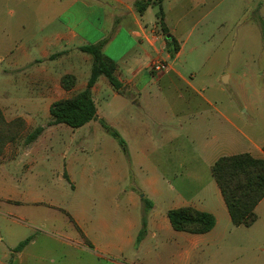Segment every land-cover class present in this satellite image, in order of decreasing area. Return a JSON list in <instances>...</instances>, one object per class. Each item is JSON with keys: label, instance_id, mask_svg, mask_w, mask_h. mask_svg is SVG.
Instances as JSON below:
<instances>
[{"label": "crops", "instance_id": "1", "mask_svg": "<svg viewBox=\"0 0 264 264\" xmlns=\"http://www.w3.org/2000/svg\"><path fill=\"white\" fill-rule=\"evenodd\" d=\"M135 1L0 0V110L6 121L21 118L26 132L0 153V264H190L196 251L212 254L214 264L251 254L264 264V198L256 220L236 226L219 189L216 205H190L180 181L196 187L221 156L264 158V131L253 123L240 129L214 105V68L201 69L210 56L180 60L186 48L209 45L197 28L220 0H163L164 28L156 6L138 13ZM253 14L262 30L264 0ZM109 34L102 51L116 63L123 91L100 75L91 87L97 118L61 139L70 133L64 123L47 124L50 106L86 88L93 60L79 47ZM155 59L168 66L160 75L148 69ZM66 74L75 78L69 89L61 83ZM99 119L124 138L127 153ZM37 126L43 131L26 143ZM73 129H84L82 139ZM100 130L108 135L89 143ZM88 143L92 156L80 157ZM164 194L174 196L164 210L147 198ZM183 206L213 214L215 225L200 234L174 230L167 212ZM143 219L146 233L136 244Z\"/></svg>", "mask_w": 264, "mask_h": 264}, {"label": "rangeland", "instance_id": "2", "mask_svg": "<svg viewBox=\"0 0 264 264\" xmlns=\"http://www.w3.org/2000/svg\"><path fill=\"white\" fill-rule=\"evenodd\" d=\"M255 1L220 0L214 8L207 12V18L197 28V31L199 29L202 32L209 45H202V48L194 52H189L186 48L180 57L181 61L196 62L206 55L210 56V61L216 59L215 65L210 64L209 61L206 66L201 68L202 70L214 68L212 84H210V88L214 92L213 103L221 109L222 113L228 115L232 113L231 117L239 128L245 131L248 130L250 123L254 124L253 129L264 131V35L253 18ZM0 65L4 67L6 62H1ZM3 77L6 75L0 74V79ZM200 78L198 74L197 79ZM204 85L206 86L207 83ZM65 126L70 134H61V139L71 138L72 129L68 125ZM83 132L84 129L75 130L74 138L79 140ZM23 133H26L24 129L20 135ZM106 135H108L106 132L100 130L96 134L88 135L87 139L90 143L96 139H103ZM89 143V147L85 148L86 152L79 154L80 157L92 156V146ZM202 173V179L195 183L196 187L190 185L187 188L188 180H180L184 182L185 196L189 199L190 205L193 203L200 206L216 205L219 200H222L218 188L212 179L210 170L206 169ZM58 196L59 199L62 198L61 200L65 201L63 194ZM77 198V195L73 196L74 201ZM147 198L156 203L159 210H164L172 205L174 196L164 194L154 198L147 196ZM262 208L263 205L258 209L260 215H262ZM131 254L132 251L127 250L126 256ZM257 256V254L245 255L232 263L227 258H221L219 263L258 264L261 261V256ZM190 264H214V257L208 252L196 251L191 255Z\"/></svg>", "mask_w": 264, "mask_h": 264}, {"label": "trees", "instance_id": "3", "mask_svg": "<svg viewBox=\"0 0 264 264\" xmlns=\"http://www.w3.org/2000/svg\"><path fill=\"white\" fill-rule=\"evenodd\" d=\"M162 1L136 0L134 7L138 13H143L149 5L156 6V15L164 28ZM261 23L264 35V22ZM109 37L110 34L95 44L79 47L81 51L89 53L93 60L87 86L71 97L54 101L50 106L48 125L64 123L78 128L96 119V106L91 95V87L100 75H104L114 89L119 92L123 91L121 82L115 76L116 63L102 51ZM177 50L178 47L175 46L171 54ZM74 79L72 75H64L61 79L62 86L69 89L74 85ZM99 122L127 153L126 141L119 132L103 120L99 119ZM24 128L25 122L21 118L6 121L0 110V153L5 144L16 139ZM42 131L43 127L37 126L26 135L25 142L33 141ZM211 175L223 197L233 225L250 226L257 218L255 207L264 198V158H255L249 153L221 156L211 166ZM143 201L148 203L146 198H143ZM167 216L172 228L176 231L200 234L208 232L215 225L213 214L191 206L171 208ZM145 233L146 221L143 219L136 237V244L142 240ZM29 240L30 237L19 242L14 251L20 250Z\"/></svg>", "mask_w": 264, "mask_h": 264}, {"label": "built area", "instance_id": "4", "mask_svg": "<svg viewBox=\"0 0 264 264\" xmlns=\"http://www.w3.org/2000/svg\"><path fill=\"white\" fill-rule=\"evenodd\" d=\"M148 69L151 74L160 75L168 69V66L164 60L155 59L149 64Z\"/></svg>", "mask_w": 264, "mask_h": 264}]
</instances>
